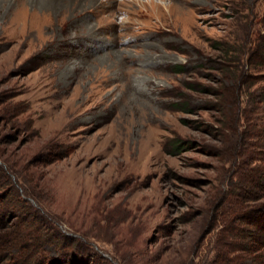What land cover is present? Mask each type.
Wrapping results in <instances>:
<instances>
[{"label": "rangeland", "instance_id": "rangeland-1", "mask_svg": "<svg viewBox=\"0 0 264 264\" xmlns=\"http://www.w3.org/2000/svg\"><path fill=\"white\" fill-rule=\"evenodd\" d=\"M262 48L264 0H0V264H245Z\"/></svg>", "mask_w": 264, "mask_h": 264}, {"label": "trees", "instance_id": "trees-1", "mask_svg": "<svg viewBox=\"0 0 264 264\" xmlns=\"http://www.w3.org/2000/svg\"><path fill=\"white\" fill-rule=\"evenodd\" d=\"M263 49V48H262ZM264 50V49H263ZM181 105V104H180ZM183 107V104L181 105ZM185 146V142H181L177 144L176 150H182ZM9 158L6 160L8 163ZM16 167L8 168L15 172L16 175L23 174L24 172H28L29 168L27 163L24 161L15 162ZM18 168V169H17ZM6 185V186H4ZM19 185V186H18ZM5 187H8L5 189ZM263 188V187H261ZM21 191V195L25 198H28V195L31 194L27 189H22L20 184L17 182H12L10 184L0 182V206L2 208L4 206H9L13 201H17V198H20L21 195L19 193ZM15 198V199H14ZM26 207V202L23 204ZM2 210V209H1ZM6 208H3L0 211V218L2 216V212H4ZM247 224L249 229L257 227V230L254 231L253 235H249V238H246L248 241L246 245L241 246V251L246 255L245 264H264V210L261 214H249L244 221ZM68 239V238H65ZM69 240V239H68ZM260 254L259 260H257V255Z\"/></svg>", "mask_w": 264, "mask_h": 264}, {"label": "bare ground", "instance_id": "bare-ground-1", "mask_svg": "<svg viewBox=\"0 0 264 264\" xmlns=\"http://www.w3.org/2000/svg\"><path fill=\"white\" fill-rule=\"evenodd\" d=\"M136 2L143 3L145 0H135Z\"/></svg>", "mask_w": 264, "mask_h": 264}]
</instances>
